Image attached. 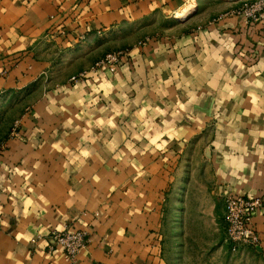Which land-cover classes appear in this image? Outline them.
Instances as JSON below:
<instances>
[{
	"label": "crops",
	"instance_id": "1",
	"mask_svg": "<svg viewBox=\"0 0 264 264\" xmlns=\"http://www.w3.org/2000/svg\"><path fill=\"white\" fill-rule=\"evenodd\" d=\"M242 1L0 0V264H66L46 248L65 224L88 233L78 264H161L151 220L189 150L226 247L224 195L263 196L264 260V21Z\"/></svg>",
	"mask_w": 264,
	"mask_h": 264
},
{
	"label": "rangeland",
	"instance_id": "2",
	"mask_svg": "<svg viewBox=\"0 0 264 264\" xmlns=\"http://www.w3.org/2000/svg\"><path fill=\"white\" fill-rule=\"evenodd\" d=\"M43 76L35 87H42ZM192 151L187 152V159L182 162L181 176L168 182L165 198L159 201L163 211L154 217L158 221L154 224L155 219L151 220L153 242L161 264H264L252 249L231 253L222 244V198L214 190L212 170L208 175L205 164L196 162ZM197 152V157L206 155L203 148Z\"/></svg>",
	"mask_w": 264,
	"mask_h": 264
},
{
	"label": "built area",
	"instance_id": "3",
	"mask_svg": "<svg viewBox=\"0 0 264 264\" xmlns=\"http://www.w3.org/2000/svg\"><path fill=\"white\" fill-rule=\"evenodd\" d=\"M231 13L242 17L247 24L261 23L264 21V0H244L233 8ZM127 52V48L108 52L97 60L90 67V70L106 69L109 72H114L119 59ZM84 76L85 72H81L72 76L70 80L76 81ZM19 123V119L13 121L9 137L17 134ZM5 146V143H0V156ZM262 202L263 196L224 195L223 242L231 253L246 251L259 245L260 237L252 224V219L255 212L262 206ZM31 241L34 242L35 239ZM87 243V231L65 224L61 229L49 231L46 248L47 252H52L54 248L59 247L62 250L66 264H78V255Z\"/></svg>",
	"mask_w": 264,
	"mask_h": 264
},
{
	"label": "bare ground",
	"instance_id": "4",
	"mask_svg": "<svg viewBox=\"0 0 264 264\" xmlns=\"http://www.w3.org/2000/svg\"><path fill=\"white\" fill-rule=\"evenodd\" d=\"M187 10V8L186 9H184L183 11H186Z\"/></svg>",
	"mask_w": 264,
	"mask_h": 264
}]
</instances>
